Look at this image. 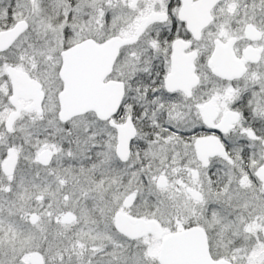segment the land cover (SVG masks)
<instances>
[{"label": "snow or ice", "instance_id": "obj_1", "mask_svg": "<svg viewBox=\"0 0 264 264\" xmlns=\"http://www.w3.org/2000/svg\"><path fill=\"white\" fill-rule=\"evenodd\" d=\"M0 264H264V0H0Z\"/></svg>", "mask_w": 264, "mask_h": 264}]
</instances>
